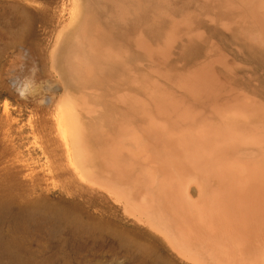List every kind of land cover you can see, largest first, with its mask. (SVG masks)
Instances as JSON below:
<instances>
[{
    "label": "bare ground",
    "instance_id": "1",
    "mask_svg": "<svg viewBox=\"0 0 264 264\" xmlns=\"http://www.w3.org/2000/svg\"><path fill=\"white\" fill-rule=\"evenodd\" d=\"M95 7L74 2L54 53L73 86L54 103L48 177L77 178L165 264H264V101L231 84L236 64L203 28L264 56V0ZM198 46L205 59L179 71Z\"/></svg>",
    "mask_w": 264,
    "mask_h": 264
},
{
    "label": "rangeland",
    "instance_id": "2",
    "mask_svg": "<svg viewBox=\"0 0 264 264\" xmlns=\"http://www.w3.org/2000/svg\"><path fill=\"white\" fill-rule=\"evenodd\" d=\"M75 1L81 13L99 16L95 0H0V264H165L141 248L144 239H127L119 213L77 178L46 172L48 153L60 164L50 119L63 85L73 86L62 67L63 44L52 63ZM203 28L234 60L231 84L250 94L257 87L264 101V56ZM204 52L192 48L179 71L203 61Z\"/></svg>",
    "mask_w": 264,
    "mask_h": 264
}]
</instances>
